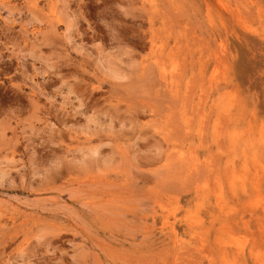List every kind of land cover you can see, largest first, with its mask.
<instances>
[{
	"label": "rangeland",
	"instance_id": "rangeland-1",
	"mask_svg": "<svg viewBox=\"0 0 264 264\" xmlns=\"http://www.w3.org/2000/svg\"><path fill=\"white\" fill-rule=\"evenodd\" d=\"M0 264H264V0H0Z\"/></svg>",
	"mask_w": 264,
	"mask_h": 264
}]
</instances>
